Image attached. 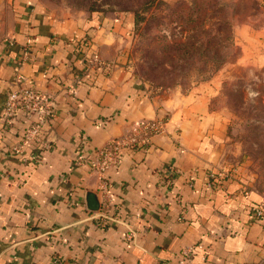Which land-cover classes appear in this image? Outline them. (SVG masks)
Here are the masks:
<instances>
[{"label": "crops", "instance_id": "0c3cea01", "mask_svg": "<svg viewBox=\"0 0 264 264\" xmlns=\"http://www.w3.org/2000/svg\"><path fill=\"white\" fill-rule=\"evenodd\" d=\"M133 22L128 11L59 14L40 0H0V264H264V217L250 211L264 207V192L229 134V116L214 104L248 43L238 39L243 53L228 77L224 68L187 90L157 88L134 68ZM249 38L264 64V34ZM85 53L110 70L85 73ZM20 86L53 102L42 127L50 146L36 160L33 142L12 151L30 120L2 117L6 95ZM157 118L163 130L122 151L106 172V192L87 164L71 165L83 138L100 147ZM199 243L179 263L178 252Z\"/></svg>", "mask_w": 264, "mask_h": 264}, {"label": "rangeland", "instance_id": "374dc122", "mask_svg": "<svg viewBox=\"0 0 264 264\" xmlns=\"http://www.w3.org/2000/svg\"><path fill=\"white\" fill-rule=\"evenodd\" d=\"M40 1L59 14L123 10L115 0ZM220 1L225 4L229 21L225 35L231 32L230 38L222 41L218 0H161L141 8L137 24L133 22L130 56L137 73L151 85L187 90L221 69L229 75V63L243 53L238 39L248 43L246 61L231 66V77L214 104L229 116V134L249 155L256 186L264 192V64L259 42L249 38L253 34L260 40L264 34V6L256 0ZM178 41L185 42L181 53Z\"/></svg>", "mask_w": 264, "mask_h": 264}, {"label": "built area", "instance_id": "2783aa9c", "mask_svg": "<svg viewBox=\"0 0 264 264\" xmlns=\"http://www.w3.org/2000/svg\"><path fill=\"white\" fill-rule=\"evenodd\" d=\"M83 45L86 47L87 44L83 43ZM26 55L27 52H24L22 59H25ZM83 56L85 73L92 69H100L102 72H107L112 66L111 63L103 61L96 54L88 56L85 53ZM15 77L17 81H21L19 74H16ZM2 113L3 120L7 124L12 123L19 114L30 120V123L23 129L21 134V143L13 147L12 151L14 154L21 153L23 146L28 142H33L35 149L31 154V159L36 160L42 149L49 148L50 142L46 137L43 138L42 127L52 119L53 102L46 93L29 86H20L17 89L10 90L3 101ZM164 122L165 120L161 118L142 122L132 130L131 135L123 138H113L104 145L95 148L89 146L85 137L78 144L73 154L71 165L76 167L87 164L91 172H96L101 177L100 190L106 192V172L118 166L122 151L128 148L138 149L144 146L152 135L158 134L163 130ZM167 169L172 171L171 166H168ZM207 177L209 179L208 184H211L212 180L215 179V173L209 172ZM105 208L103 207V213L98 217V223L102 226L106 223L105 212L107 209ZM250 211L254 218L264 217V207L261 204L252 205ZM201 248L202 245L200 243L182 248L177 254L179 263L190 259L194 252Z\"/></svg>", "mask_w": 264, "mask_h": 264}, {"label": "trees", "instance_id": "16d2710c", "mask_svg": "<svg viewBox=\"0 0 264 264\" xmlns=\"http://www.w3.org/2000/svg\"><path fill=\"white\" fill-rule=\"evenodd\" d=\"M152 2L158 3V2H161V0H115V1H113V3L115 5L122 6V9H123L122 11H126V10L132 11L133 16H134V23H136V24H137L139 14L143 11V10H141V8H145V7L147 8ZM217 5H218L217 10L220 11V13L222 14L221 18L218 19V21H219L218 28L222 29L221 37H222V41H224L226 38L231 37V35H230L231 32H229L228 35H225V34H227L226 32H227V27L229 25V21L225 17L226 12L224 11L223 6H222L225 4H223L222 1L218 0ZM175 43L178 44L177 50L179 53H181L182 50L185 48V47H182V46H184L183 43H185V42L184 41H178Z\"/></svg>", "mask_w": 264, "mask_h": 264}, {"label": "water", "instance_id": "95a60500", "mask_svg": "<svg viewBox=\"0 0 264 264\" xmlns=\"http://www.w3.org/2000/svg\"><path fill=\"white\" fill-rule=\"evenodd\" d=\"M96 206H97L96 204H95V205H93V204L91 205L92 208H93V207L95 208Z\"/></svg>", "mask_w": 264, "mask_h": 264}]
</instances>
